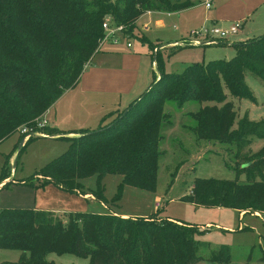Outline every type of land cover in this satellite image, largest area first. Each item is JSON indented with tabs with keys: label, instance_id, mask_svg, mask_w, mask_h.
Segmentation results:
<instances>
[{
	"label": "trees",
	"instance_id": "16d2710c",
	"mask_svg": "<svg viewBox=\"0 0 264 264\" xmlns=\"http://www.w3.org/2000/svg\"><path fill=\"white\" fill-rule=\"evenodd\" d=\"M194 3L0 0V143L20 126L35 123L64 91L76 85L104 36L106 17L112 26L121 25L131 38L137 20L147 11L174 13ZM149 47L154 69L145 92L125 109L102 116L96 128L82 129L73 136L42 129L47 137L66 140L67 149L31 178L8 181L3 187L11 183L33 187L53 184L66 192L86 195L89 192L82 180L96 176L97 188L90 194L107 204L103 179L117 174L122 180L112 204L120 199L126 185L154 192L164 154L160 149L162 128L172 126L165 104L172 102L181 109L187 102H197L200 107L187 113L193 120L188 129L197 141L235 148V177H196L191 193L182 200L197 206L264 213V148L257 153L249 149L252 137L264 138V117L257 121L247 113L238 117L233 103L227 100L229 94L257 102L246 77L253 76L264 87V33L233 43L235 54L228 60L193 63L180 73L165 72L160 51L154 50L152 43ZM41 137H31L25 145ZM9 156L0 172V184L9 178ZM170 175L173 180L175 173ZM240 175H244L243 180ZM156 214L121 217L110 212L76 211L58 217L45 210L3 208L0 249L21 253L17 262L4 264H58L49 260L50 254L87 258L88 264H198L197 226L159 219ZM210 260L229 262L228 248L214 251Z\"/></svg>",
	"mask_w": 264,
	"mask_h": 264
},
{
	"label": "rangeland",
	"instance_id": "374dc122",
	"mask_svg": "<svg viewBox=\"0 0 264 264\" xmlns=\"http://www.w3.org/2000/svg\"><path fill=\"white\" fill-rule=\"evenodd\" d=\"M199 1L204 2V0H195V2ZM157 20H161L163 25L156 26ZM183 28V19L178 14L145 13L137 20L136 29L129 42L133 45L132 49L139 50L143 47L141 50H144L143 52L149 57L152 54L149 43H152L155 46L154 50L160 51L164 70L169 73H180L193 63H206L216 59L228 60L234 56V48L222 44L207 48L198 45L194 47L187 45L183 48L170 47L171 43L180 42L181 38L189 39V33H184ZM233 37L229 36L228 41L232 43ZM143 38L145 41H142ZM126 41V39H121L120 44L125 45ZM155 73L157 78V71ZM149 78L147 87L153 80L150 72ZM246 82L256 97L255 104L248 100L234 98L226 93L227 100L233 103L238 117L247 113L251 120L257 121L264 117V87L253 76H247ZM147 87L141 93L145 92ZM199 107L200 104L197 102H187L181 109H178L172 102L165 104V111L170 113L172 126L165 125L162 128L164 139L160 144V149L164 154L159 161L154 192L126 185L121 190L120 199L112 204L111 201L119 192L122 177L109 174L103 179L104 197L108 201L105 205L109 207L108 209L106 206L103 208L97 204L99 203L97 200L96 202L86 201L81 195L70 193L67 197L74 202L73 209L64 211L104 213L113 210L121 217H147L156 211L159 219L170 217L179 220L178 223L185 222L197 226L200 232L194 238L199 243L197 256L200 260L198 264H264V215L245 212L240 214L238 210L230 208L197 206L182 200L183 196L191 193L192 183L196 177L228 180L235 177L233 170L236 161L235 148L213 142L197 141L188 129L193 125V120L187 113ZM19 139V134L16 132L0 143V172L6 155L10 154L9 179L14 182L31 178L46 163L61 155L68 146V142L64 139L37 138L26 145L24 143L25 147L20 151ZM263 148L264 138L252 137L250 151L257 153ZM172 172L175 173L173 180L170 175ZM243 179L244 175H240V180ZM35 184L37 185L36 182ZM82 184L86 191L94 192L97 188L96 176L86 178ZM46 186L33 187L11 183L3 187L2 182L0 184V209L29 207L24 204L33 205L36 190ZM38 193V200L42 198V200L51 201V198L41 194L40 190ZM155 195L162 198L158 202L157 210L154 208ZM56 202H60L59 199H56ZM49 211L56 215L62 214L60 211L57 213ZM241 228L245 229L240 230ZM221 247H227L229 250L230 261L227 263L210 260L212 253ZM20 255L18 250L0 249V264L17 262ZM48 258L58 264H88L87 258L69 254L62 256L50 254Z\"/></svg>",
	"mask_w": 264,
	"mask_h": 264
},
{
	"label": "crops",
	"instance_id": "0c3cea01",
	"mask_svg": "<svg viewBox=\"0 0 264 264\" xmlns=\"http://www.w3.org/2000/svg\"><path fill=\"white\" fill-rule=\"evenodd\" d=\"M166 14L180 15L184 22V33H189L191 30L202 26L216 25L227 28L235 21H242L241 29L237 34L233 35L232 43L231 41L221 43L231 47L233 43L243 42L264 33V0H213L209 8H206L203 2L199 1L189 8ZM162 25L163 22L161 20L156 21V26L160 27ZM181 39L184 40V38ZM171 45L170 47L176 48L173 43ZM197 45L207 48L220 44H195L189 46L194 47ZM132 48V44L129 47L127 46V41L125 45L120 44V41L112 43L110 40L100 44L84 67L76 85L64 91L43 114V118L47 123L46 128L55 129L59 133L73 136L77 131L95 127L102 116L112 111L125 109L137 98L143 89L147 87L150 79L149 72L153 79L154 63L152 54L149 57L147 53L143 52L144 50H141L143 47H138L139 50ZM204 52L206 53V50ZM137 94L138 96H135ZM41 138L57 140L47 136H42ZM19 141L21 143L20 139ZM9 178L4 180L3 183L10 181ZM38 190H40L41 194L50 197L51 201L42 200V198L38 200ZM68 194L70 193L63 191L57 186L48 184L45 188L36 190L33 205L26 203L24 205L29 207L20 208L51 210L56 213L60 211L62 214L57 216L62 217L65 212H74L64 211L73 209L72 205L74 202L67 197L69 196ZM76 195L81 194L76 193ZM81 196L86 201L96 202L90 193ZM56 199H59L60 202H56ZM160 199H162L160 196L155 195L154 208L156 210ZM97 204L103 206V208L106 206L100 202ZM106 207L107 209L109 208L108 206ZM109 212L117 215L113 210H109ZM239 212L240 214L245 212L259 216L264 215V213L251 212L249 210H241ZM152 213H156V211ZM124 215L126 216L127 214ZM166 218L179 221L170 217Z\"/></svg>",
	"mask_w": 264,
	"mask_h": 264
},
{
	"label": "built area",
	"instance_id": "2783aa9c",
	"mask_svg": "<svg viewBox=\"0 0 264 264\" xmlns=\"http://www.w3.org/2000/svg\"><path fill=\"white\" fill-rule=\"evenodd\" d=\"M206 8H209L212 4V0H204L203 2ZM151 11H147L146 14H150ZM146 26V24H143ZM242 26V21H235L229 27L223 28L216 25L211 26H202L198 29L191 30L189 32V39L182 40L179 43H175V46L187 44V45H195V44H215V43H222L228 41L229 36H233L237 34ZM102 27L104 30V36L100 41L102 44L105 41L110 40L112 43H118L121 39L127 40V46L129 47L131 43L129 42L130 38L123 32V27L121 25L112 26L110 24L109 17H106L104 22L102 23ZM145 28V27H144ZM99 44V45H100ZM47 123L46 120L43 118H39L35 120V123L31 125H22L18 128L17 133L23 137L21 141V145L25 143L31 137H39V136H46L42 132V129L46 128ZM157 204V202H156Z\"/></svg>",
	"mask_w": 264,
	"mask_h": 264
}]
</instances>
